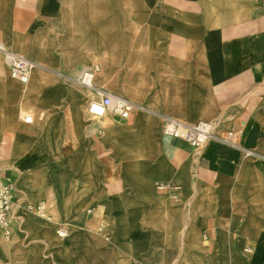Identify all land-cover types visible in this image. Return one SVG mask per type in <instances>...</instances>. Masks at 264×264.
<instances>
[{
    "label": "crops",
    "instance_id": "1",
    "mask_svg": "<svg viewBox=\"0 0 264 264\" xmlns=\"http://www.w3.org/2000/svg\"><path fill=\"white\" fill-rule=\"evenodd\" d=\"M0 43L33 62L22 87L0 55V176L18 171L29 196L56 200L51 219L79 236L58 238L52 220L29 213L22 227H47L65 264H121L122 254L167 264L180 253L190 264H264V0H0ZM91 67L102 84L129 85L105 93L138 111L88 123L83 93L56 84ZM24 108L44 112L39 129L21 126L36 122ZM167 117L213 121L214 136L194 149L161 132ZM231 130L237 141L223 140ZM105 146L109 159L95 154ZM159 183H178L179 198ZM71 241L83 250L68 251Z\"/></svg>",
    "mask_w": 264,
    "mask_h": 264
},
{
    "label": "rangeland",
    "instance_id": "2",
    "mask_svg": "<svg viewBox=\"0 0 264 264\" xmlns=\"http://www.w3.org/2000/svg\"><path fill=\"white\" fill-rule=\"evenodd\" d=\"M91 70L94 73V77H93V85H87L73 77H71L73 74L72 73H58V84H56V86H60L62 88L65 87L66 85H71L72 88H75L76 90H78L80 93H83L82 95H84L85 99L82 101V105L81 107L84 108L86 110V112L88 113V118L89 121L88 123H90L91 121H93L95 118L89 113L88 108L90 105V102L93 100H100L103 93L105 92H113V93H117L120 94V92L122 91L123 88L125 89H129V85H122V84H115V85H105L100 83L98 76H97V72H96V68L95 67H91ZM20 85L22 87H26L27 85L21 84ZM68 85V86H69ZM63 103H58L56 106L57 107H63ZM31 110H33L36 113V122L34 124L31 125H21L23 128H27L29 126H35L38 129L40 128V126L44 123L45 119H46V115L43 116V111H36L33 108H24V111H26V113H29ZM138 111V109L136 108L134 110ZM23 113H21L20 111L17 113V117L19 115H22ZM174 118V117H173ZM98 119H96L95 121H97ZM164 124V119L161 120V124H160V129L161 132L162 131V127ZM164 134V133H163ZM165 135V134H164ZM91 150V149H89ZM96 152L95 154L99 157V158H111L112 155V149L105 146L102 148H97L94 149ZM81 163L78 162V165H80ZM4 170V169H3ZM2 170V171H3ZM13 172H10V177H8L10 179V181L14 184L15 189H16V197H15V209H16V217H17V222H15L14 225V229H13V236L10 239H2L0 238L1 243H3L6 247V250L4 252L3 257H0V264H65V262H63L61 260V257H59L57 254L52 253L51 250L48 247L47 244V237L44 236V231L46 230L47 227H45V229H43L44 231H40L42 233L41 234H35L33 232V226L28 225V226H23L22 227V216L24 214L29 213L28 215L31 216H36V218L39 221H53V228L52 229V234L56 235L58 238H63L61 236H59L58 234V230L62 227V228H66L68 230V235H72L74 237V235L76 234L75 229H72V224L68 221H64V219H51V217L54 216V210L57 207V202L53 197H49L48 195H42L40 197H33V196H29L28 192L24 189L19 188L18 186V181L21 178V174H19L18 171L12 170ZM6 172V171H4ZM8 173V172H7ZM7 178V177H6ZM160 184V183H159ZM158 186V185H157ZM43 194V193H42ZM79 197H77L76 200L73 201V203H79L80 199H78ZM41 199H45L46 202L49 204L50 206V217L49 218H41L38 215H36L34 212H28L27 209L25 208V204L27 203V201L32 202V203H38ZM22 203V204H21ZM91 205L89 204L88 206L85 207V215H89V209H91ZM78 226V225H77ZM79 227V226H78ZM86 229H88L89 231H91L93 234H97L96 232H99V226H95V227H85ZM39 229V228H36ZM78 230V228H77ZM187 230V227L185 228V231ZM207 232L203 233L201 235L203 240H208L206 238L207 236ZM67 235V236H68ZM98 235V234H97ZM65 236V237H67ZM79 236V234H76L75 237ZM103 237V236H102ZM109 238L112 242V236ZM103 239L106 241V237L104 236ZM184 240L182 242L181 238L179 239V244L183 243L184 247H185V253H187V248H188V244L186 241V235L184 237ZM108 242V240H107ZM109 245H112L111 243H108ZM82 249V245L81 244H76L73 243L71 241L70 246L68 251H75V252H81ZM181 253L179 255H176L172 258H170V262L167 264H190L187 260L183 261L181 259ZM35 257V259H34ZM124 255L122 254L121 256V264H125V260L123 259ZM63 262V263H62ZM74 262H79L81 263L80 260L74 261ZM84 262V261H82ZM101 263L97 261H94L93 264H106V263H102V261H100ZM112 261H110L109 264H111ZM108 263V262H107ZM89 264H92L91 262H89ZM149 264V263H148ZM160 264H165L164 260L162 259V261L160 262Z\"/></svg>",
    "mask_w": 264,
    "mask_h": 264
},
{
    "label": "built area",
    "instance_id": "3",
    "mask_svg": "<svg viewBox=\"0 0 264 264\" xmlns=\"http://www.w3.org/2000/svg\"><path fill=\"white\" fill-rule=\"evenodd\" d=\"M0 55L4 56L6 63L9 66L10 76L13 79L20 81L26 85L31 80L33 62L28 57L21 53L15 52L0 43ZM135 104L128 98L113 93H105L100 100L90 102L88 111L95 118H102L108 114H115L123 119L131 117ZM19 121L24 123H33L34 117L32 114H25L19 117ZM216 125L210 120H200L195 123H187L180 119L167 117L164 120L162 131L165 135L176 137L186 141L194 149L201 148L208 143L214 136ZM241 130L227 131L221 138L228 142L237 141V137ZM159 188L170 189L173 191L174 199L179 198L180 185L178 183H160ZM15 186L11 181H5L0 176V238L10 239L13 236L12 216L15 209ZM27 211L34 212L41 218L50 217V206L42 200L38 203L27 201L24 203ZM92 212V209H89ZM58 234L61 237L68 235L66 228H60ZM109 239V235H106ZM245 251L254 253L252 246H246ZM257 264V263H251Z\"/></svg>",
    "mask_w": 264,
    "mask_h": 264
},
{
    "label": "bare ground",
    "instance_id": "4",
    "mask_svg": "<svg viewBox=\"0 0 264 264\" xmlns=\"http://www.w3.org/2000/svg\"><path fill=\"white\" fill-rule=\"evenodd\" d=\"M93 77H94L93 71L85 69L80 74V81L87 85H93Z\"/></svg>",
    "mask_w": 264,
    "mask_h": 264
}]
</instances>
